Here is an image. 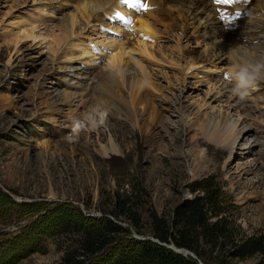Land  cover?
Returning <instances> with one entry per match:
<instances>
[{"label": "rangeland", "instance_id": "obj_1", "mask_svg": "<svg viewBox=\"0 0 264 264\" xmlns=\"http://www.w3.org/2000/svg\"><path fill=\"white\" fill-rule=\"evenodd\" d=\"M71 1L0 0V191L16 203L41 204L38 211L8 205L0 212V249L9 248L0 264L58 263L70 245V235H53L59 227V208L67 204L86 216L109 218L112 198L123 190L127 195L137 191L133 200L142 235L125 222H115L128 227L131 238H152L150 216L171 226L174 209L201 196L193 189L209 178L221 194V214L210 222L222 219L231 240L264 241V80L240 100L232 95L228 79L237 59L264 54L253 46L258 40L244 38L258 27L264 29L262 2L240 6L242 13L236 10L240 15L231 19L235 23L244 14L245 21L234 24L237 37L230 35L239 42L250 41V47L220 39L223 28L210 0L194 12L191 0L166 6L169 16L156 15L157 38L150 40L122 19H114L109 7L99 21L87 23L77 12L80 0ZM137 1L156 13L151 5L158 1ZM132 11L138 16L147 12ZM70 15L81 21L82 28L56 46L53 31L59 35L61 23ZM28 31L36 36L20 40L16 47L13 38ZM145 43L151 46L146 56L133 49ZM118 56L131 69L129 78L136 74L145 81L139 104L131 107L134 122L125 116L128 107L121 101L113 103L114 110L104 103L96 107L95 98L102 94L109 74L114 75L110 86L117 97L131 100L121 74L115 78L118 73L108 67ZM48 106L53 107L51 113ZM94 108L97 112L91 111ZM212 116L239 121L241 135L220 142L210 139L196 121ZM46 142L47 148L42 146ZM110 142L116 151H110ZM153 142L157 150L148 155ZM32 215L37 225L31 222ZM44 224L50 234L38 239L22 231L26 225ZM224 244L220 252L212 253L215 264H264V253L234 258L229 242ZM99 262L111 264L113 248L101 254Z\"/></svg>", "mask_w": 264, "mask_h": 264}, {"label": "trees", "instance_id": "obj_2", "mask_svg": "<svg viewBox=\"0 0 264 264\" xmlns=\"http://www.w3.org/2000/svg\"><path fill=\"white\" fill-rule=\"evenodd\" d=\"M193 192L202 195L177 206L174 209V222L171 226L163 219L150 216L153 227L149 229V234L152 238L160 243L173 244L177 248L189 250L202 264H215L212 253L220 252L225 240L229 242V248L233 249L234 258L243 259L264 253L262 238L231 240L230 230L222 223V219L210 222L212 218H217L221 214V210H218L221 194L215 180L209 178L198 182ZM136 193L135 190H131L128 195L125 190L121 193L116 192L114 201L112 198L110 204L109 218L86 216L72 205H62L56 220L59 227L52 226L56 228L53 235H70V245L64 249L60 261L56 264H99V256L112 248L111 264H198L196 260L174 253L153 241L131 238L128 227L116 223L125 222L137 234L142 235L140 215L137 213L135 202ZM39 203L38 201L28 204L16 203L6 193L0 191V212L8 205L26 207L29 212L38 211L41 208ZM33 217L32 215L31 218ZM37 220L36 217L31 222L37 225L35 223ZM45 224L40 227L26 225L22 231L26 235L34 233V237L38 239V235L50 234L46 230L49 225ZM18 235H21V232ZM13 239L16 240L17 237L14 236ZM8 250L9 248L0 249V261L5 260Z\"/></svg>", "mask_w": 264, "mask_h": 264}, {"label": "bare ground", "instance_id": "obj_3", "mask_svg": "<svg viewBox=\"0 0 264 264\" xmlns=\"http://www.w3.org/2000/svg\"><path fill=\"white\" fill-rule=\"evenodd\" d=\"M69 2H73L71 0H67ZM159 2V4L157 5H151V8L152 10H156L154 13L151 12V11H148L146 12L145 16H138L136 14L130 12V8H137L138 11L139 9L142 11V9L140 8V2L137 1V2H133V3H127V4H124L121 2V0H80V2L78 3L77 5V12H78V15L80 16V19L81 20H85L87 21V23H89L91 20H96V21H99L100 18L99 17H102L104 15L107 14V12H111L113 13L117 18H114V19H122L125 23H128L129 20H131V23H128L129 26H131V28L133 29V31H136L138 32L140 35H142L143 37H146L148 40L150 39H153V38H157L156 37V33H158L156 27H155V23L157 22V19H156V15L159 17V16H163L164 17V14H167L166 13V6H170L171 4H174V3H177L178 0H150V2ZM186 0H179V4H183L185 3ZM188 1V0H187ZM209 1V0H208ZM212 2H214L215 4V9H216V14L217 16L220 18H218L219 20V23H220V27H222L223 29L220 30L219 32V36L221 37L220 39H222L223 41H230L231 43H233L234 45H238V44H245L247 45L249 43V46L250 47H257L256 49L261 51L263 50L264 51V47L260 45V37H262L261 35L264 34V29H261L258 27V30L259 32H262L261 33H256L257 31H254L252 30V32L248 33L247 35L244 36V38H247V37H252L254 38L255 40V43H256V40H258V44H254L253 46L251 45V42L250 41H237V40H234L232 39L234 36V38L237 37V34H236V30H238L234 24H238L240 26V23L241 22H244V14H241V16L239 17V20L237 22H231L230 20L227 19V17H236L235 13L237 12L236 10H240L241 13H242V10L243 8L240 7V6H244L246 3H250L251 5H254V6H258L261 4H263V8H264V0H238V2L236 3H233L232 5H218L215 3V0H210ZM209 1V2H210ZM157 2V3H158ZM205 0H191V8L194 11L200 9L201 7H203L202 5H204L205 3ZM149 3V2H148ZM154 4V3H153ZM58 7H64V4H59L57 5ZM126 6V7H125ZM239 6V7H237ZM261 6V5H260ZM109 7L108 11L106 12V8ZM235 7V8H233ZM205 8V7H204ZM208 8V7H207ZM258 8V7H257ZM148 9H149V6H148ZM204 10V9H203ZM207 10V9H206ZM253 10V9H252ZM251 10V11H252ZM161 12V14H159L158 12ZM205 11V10H204ZM208 11V10H207ZM264 11V9L262 10ZM163 12V13H162ZM255 12V11H254ZM117 13H119V15H117ZM221 13H223L224 15L221 16ZM114 16V17H115ZM166 16V15H165ZM169 16V14H167V17ZM109 17H112V16H109ZM226 17V20L224 19ZM243 17V18H242ZM264 17V16H263ZM106 18V17H105ZM162 18V17H161ZM171 18V17H170ZM169 20V19H167ZM120 22V21H118ZM214 23V21L212 22V24ZM216 23V22H215ZM227 24H229L230 26H228ZM185 26V24H183ZM182 25V26H183ZM61 33L58 35V34H55L54 31H53V35H52V40L56 43V46H59V44H61V42H63L65 39H71L72 37L76 36V32L78 30H80L82 28V24H81V21H79L78 19L75 18V15L71 18V15H70V18L68 19V21H63L61 23ZM180 26V25H179ZM181 26V27H182ZM260 26V25H259ZM32 27V26H31ZM187 27V26H186ZM34 29V27H32ZM58 28V26H57ZM29 29V28H28ZM31 29V28H30ZM29 29V30H30ZM85 29V28H84ZM83 29V30H84ZM184 29V27H183ZM225 29V30H224ZM29 32V31H28ZM217 32V31H216ZM160 33V32H159ZM232 36H231V35ZM18 35V34H17ZM260 35V36H259ZM33 36H36L34 35V32H29V33H22V34H19L18 36L14 37L13 38V43L14 45H17L19 44L20 40H23V39H27V38H31ZM39 36V35H38ZM10 37V36H9ZM40 37V36H39ZM38 38V37H37ZM242 38V39H244ZM241 39V40H242ZM252 40V39H251ZM145 42V41H144ZM143 42V43H144ZM147 42V41H146ZM133 44V43H132ZM146 44V43H145ZM135 44L137 46H134L133 49H136L137 51L141 52L142 54H145V56L148 54L149 52V47L147 44ZM134 45V44H133ZM148 46V47H147ZM116 49V48H115ZM152 49V48H151ZM239 50V49H238ZM126 51V50H125ZM136 51V52H137ZM129 52V51H128ZM153 52V51H152ZM151 52V53H152ZM138 53V52H137ZM140 53V54H141ZM239 53V52H238ZM124 54V53H123ZM154 54V53H153ZM152 54V55H153ZM243 54V53H242ZM238 55V54H237ZM120 56V55H119ZM113 57V61H111L108 65L109 69H114L116 70V72L118 73L117 76L115 78H118V76L120 75V78H122V82L126 84V87L125 89H127L128 91V97L131 99L130 101L128 102H124V100L122 101L121 99H119L117 97V93L114 92V89L112 88V85L110 86V82L114 81V75L113 74H109V77L108 79L105 81L104 83V86L102 88V86L99 87L102 88V94L100 93L99 95L96 96L95 100H96V107H99L101 106L100 104H105L106 106H108L107 108H112V110H114V102H118V101H121V103H123L126 107H128V112L125 111L126 113V117L129 118V120L133 121L134 122V119H135V115H133V112L131 110V107H135L137 104H139L140 102V98L142 97L141 96V90L142 88L144 87V79H141L136 77V74H134V77L131 76V78H129L128 76L130 75V70H129V67H128V64L127 63H123V61H121V57ZM122 56V55H121ZM124 56V55H123ZM151 56V55H150ZM220 55L216 56V59H219ZM231 56V55H230ZM233 56V55H232ZM255 56V55H254ZM112 57V56H111ZM219 57V58H218ZM236 56L233 57V59H236L235 58ZM243 57V56H242ZM250 59L252 58H255L251 55L248 56ZM211 58V57H210ZM239 58V57H238ZM246 58V57H245ZM111 60V59H110ZM109 60V61H110ZM193 60V59H191ZM208 60V59H207ZM238 60V59H237ZM210 61V59H209ZM233 61V60H232ZM134 62V61H133ZM234 62V61H233ZM236 62V61H235ZM135 63V62H134ZM192 63V62H191ZM140 64V63H139ZM142 64V63H141ZM190 64V63H189ZM230 66V64H228ZM137 66H141V65H138V61H137ZM193 66V63L192 65ZM227 66V62L224 66V70H226V67ZM131 68V67H130ZM143 68V67H141ZM140 68V69H141ZM145 68V67H144ZM134 72V71H133ZM141 72V71H140ZM146 70L143 69V75H145L146 73ZM111 73V72H110ZM113 73V72H112ZM142 73V72H141ZM129 74V75H128ZM150 79V78H149ZM121 81V80H120ZM148 81V80H147ZM146 81V82H147ZM150 82V81H148ZM103 83V81H102ZM151 83H149L150 85ZM152 86V84H151ZM154 86V85H153ZM152 86V87H153ZM220 86V85H219ZM221 89H225V86H223V84L221 85ZM98 87V88H99ZM155 87V86H154ZM123 88V87H122ZM157 91H159L160 89L156 88ZM99 91V90H98ZM100 92V91H99ZM67 94V93H66ZM69 94V93H68ZM59 95V94H58ZM60 96V95H59ZM141 96V97H140ZM61 97V96H60ZM66 98H69L68 95L65 96ZM64 97V98H65ZM233 97V96H232ZM56 98V97H55ZM62 98V97H61ZM63 99V98H62ZM61 99V100H62ZM71 99V98H69ZM55 100V99H54ZM53 101V100H52ZM67 102V101H66ZM61 103V101H60ZM69 103V102H68ZM66 103V104H68ZM72 103V102H71ZM128 103L131 105H128ZM56 104V103H55ZM65 104V103H64ZM51 105V104H50ZM53 105V104H52ZM57 105V104H56ZM95 105V104H94ZM231 107V106H229ZM236 109H239L241 106L240 105H235ZM48 108L50 109L49 110V113H51V111H53V107H49ZM91 111H96L97 112V109L94 108L92 109ZM118 112H121V111H118ZM76 114V113H75ZM112 114V113H111ZM124 114V112H123ZM210 115V114H208ZM153 117V116H152ZM222 116H219L218 117H206V118H203V119H198L196 122L197 126H198V129L199 131H201L203 134L205 135H209L210 136V139H213L215 140L216 142H220L223 138H225L226 136H229L230 138L233 137V136H239L241 135V131L237 129V126H238V122H233L231 119L227 120L225 118H221ZM229 118V117H228ZM139 121V120H138ZM151 121V120H150ZM155 121V120H154ZM153 123V121H152ZM96 124V123H95ZM94 126V123L92 122L91 123V127ZM110 145L111 147L113 146L110 142ZM42 146L44 147H49V142H46L44 144H42ZM157 150V147L156 145L154 144H151L150 146H148V155H151L153 152H156ZM176 150V149H175ZM110 151H116L115 147H114V150H113V147L110 149ZM177 152V151H176ZM178 155L181 154V153H177ZM176 155V154H175Z\"/></svg>", "mask_w": 264, "mask_h": 264}, {"label": "clouds", "instance_id": "obj_4", "mask_svg": "<svg viewBox=\"0 0 264 264\" xmlns=\"http://www.w3.org/2000/svg\"><path fill=\"white\" fill-rule=\"evenodd\" d=\"M233 96L244 100L258 81L264 80V54L259 58H239L228 74Z\"/></svg>", "mask_w": 264, "mask_h": 264}, {"label": "water", "instance_id": "obj_5", "mask_svg": "<svg viewBox=\"0 0 264 264\" xmlns=\"http://www.w3.org/2000/svg\"><path fill=\"white\" fill-rule=\"evenodd\" d=\"M88 216L92 217L93 215H88ZM134 239L143 240V241H144V240H150V241H153V242L157 243L158 245L163 246V247H165V248H167V249L173 251L174 253L181 254V255H183V256H185V257H190V258L196 260V261L198 262V264H202V263L197 259V257H196L192 252H190V251L187 250V249H184V248H177V247H175L173 244L160 243L158 240H156V239H154V238H149V237H146V238H143V237H140V238H138V237H134Z\"/></svg>", "mask_w": 264, "mask_h": 264}, {"label": "snow or ice", "instance_id": "obj_6", "mask_svg": "<svg viewBox=\"0 0 264 264\" xmlns=\"http://www.w3.org/2000/svg\"><path fill=\"white\" fill-rule=\"evenodd\" d=\"M122 3H133V2H137V0H121ZM238 2V0H215V3L218 5H232L233 3ZM140 8L142 10H148V5L145 3H140ZM117 15H119V13H117ZM224 14L221 13V16H223ZM237 17L240 15L239 13L236 14ZM128 23H131V20L128 21Z\"/></svg>", "mask_w": 264, "mask_h": 264}]
</instances>
